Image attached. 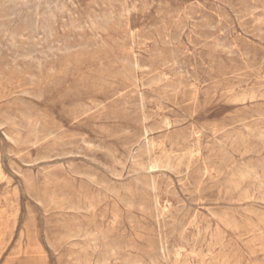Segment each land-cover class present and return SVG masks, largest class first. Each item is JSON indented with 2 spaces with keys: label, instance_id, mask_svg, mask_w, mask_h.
Returning a JSON list of instances; mask_svg holds the SVG:
<instances>
[{
  "label": "rangeland",
  "instance_id": "rangeland-1",
  "mask_svg": "<svg viewBox=\"0 0 264 264\" xmlns=\"http://www.w3.org/2000/svg\"><path fill=\"white\" fill-rule=\"evenodd\" d=\"M0 264H264V0H0Z\"/></svg>",
  "mask_w": 264,
  "mask_h": 264
},
{
  "label": "bare ground",
  "instance_id": "bare-ground-1",
  "mask_svg": "<svg viewBox=\"0 0 264 264\" xmlns=\"http://www.w3.org/2000/svg\"><path fill=\"white\" fill-rule=\"evenodd\" d=\"M202 160H203V159H202ZM211 173H212V172H211ZM155 185H156V184H155ZM154 203H155V202H154ZM176 252H177V251H176ZM176 252H175V253H176Z\"/></svg>",
  "mask_w": 264,
  "mask_h": 264
}]
</instances>
